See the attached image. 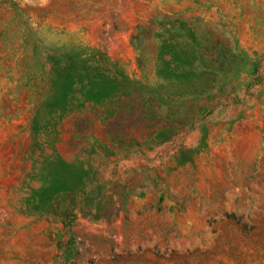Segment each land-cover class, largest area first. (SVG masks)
I'll return each mask as SVG.
<instances>
[{
    "label": "rangeland",
    "instance_id": "obj_1",
    "mask_svg": "<svg viewBox=\"0 0 264 264\" xmlns=\"http://www.w3.org/2000/svg\"><path fill=\"white\" fill-rule=\"evenodd\" d=\"M0 264H264V0H0Z\"/></svg>",
    "mask_w": 264,
    "mask_h": 264
}]
</instances>
